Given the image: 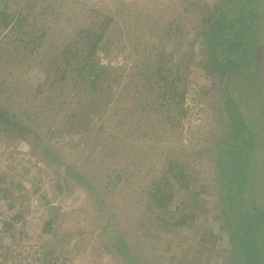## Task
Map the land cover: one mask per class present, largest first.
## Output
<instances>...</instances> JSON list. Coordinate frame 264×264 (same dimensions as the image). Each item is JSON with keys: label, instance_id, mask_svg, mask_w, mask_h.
Instances as JSON below:
<instances>
[{"label": "rangeland", "instance_id": "1", "mask_svg": "<svg viewBox=\"0 0 264 264\" xmlns=\"http://www.w3.org/2000/svg\"><path fill=\"white\" fill-rule=\"evenodd\" d=\"M215 1L0 0V101L94 187L0 123V264H128L120 238L137 264H231L213 145L230 129L226 76L204 65ZM262 17L259 81L228 87L264 168V1Z\"/></svg>", "mask_w": 264, "mask_h": 264}, {"label": "trees", "instance_id": "2", "mask_svg": "<svg viewBox=\"0 0 264 264\" xmlns=\"http://www.w3.org/2000/svg\"><path fill=\"white\" fill-rule=\"evenodd\" d=\"M263 1L216 0L215 11L211 12L202 26L208 56L204 65L215 80L226 76L222 91V113L228 119L230 129L225 130L213 145L218 148L215 165L221 181V211L231 239V264H264V185H257L261 178V169H264L260 164L262 141L259 131L254 130L256 125L253 120L243 111L245 108H242L240 100L244 97L240 98L236 90L228 87L234 76L251 78L246 79V85L251 84V80H254V84L256 80L259 81L256 79V71L252 72V76L251 69L253 71L255 65L257 69L261 65L256 55L260 52L257 32L263 21ZM0 15L6 25L9 14L1 11ZM91 41L95 42V37L91 38L89 43ZM85 44V50L88 52V42ZM90 53H93L92 49ZM92 81H85V84ZM248 103L246 109H249ZM0 123L23 134L27 140L32 141L36 151L42 153L45 160L63 164L68 174L81 184L90 185V191H94L90 178L74 169L71 164L60 160L56 151L42 139V133H38L21 121L19 116L11 113L2 101ZM180 173L184 176L182 170ZM161 181L163 184L157 183L152 196L155 203L166 207L172 188L167 176H163ZM181 221L180 223H184V220ZM121 242L125 241L120 238L113 245H116V249L128 264L141 261L124 246L127 242L119 246Z\"/></svg>", "mask_w": 264, "mask_h": 264}]
</instances>
